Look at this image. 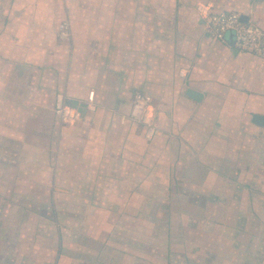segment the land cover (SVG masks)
Segmentation results:
<instances>
[{"label":"crops","instance_id":"1","mask_svg":"<svg viewBox=\"0 0 264 264\" xmlns=\"http://www.w3.org/2000/svg\"><path fill=\"white\" fill-rule=\"evenodd\" d=\"M198 4L264 29V0H0V264H264V60Z\"/></svg>","mask_w":264,"mask_h":264},{"label":"built area","instance_id":"2","mask_svg":"<svg viewBox=\"0 0 264 264\" xmlns=\"http://www.w3.org/2000/svg\"><path fill=\"white\" fill-rule=\"evenodd\" d=\"M198 14L204 23V31L214 40L223 41L228 31L234 34V46L238 51L253 54L264 60V29L252 21H243L241 13L238 12H211L209 7L200 4L196 7ZM60 33L67 37L69 35L66 22L61 23ZM178 75L185 76L184 70H179ZM94 92L88 95L89 108L93 109ZM149 99L142 93H136L134 96L131 118L146 126L145 136L150 138L155 128L152 117L148 114ZM55 113L64 123H74L81 117V112L77 109L67 106L63 103L62 96L59 97Z\"/></svg>","mask_w":264,"mask_h":264},{"label":"rangeland","instance_id":"3","mask_svg":"<svg viewBox=\"0 0 264 264\" xmlns=\"http://www.w3.org/2000/svg\"><path fill=\"white\" fill-rule=\"evenodd\" d=\"M198 5H200V4H198ZM63 22H66L67 23V26H68V22L65 20V21H63ZM62 22V23H63ZM60 25L61 24H59V27H58V30H59V28H60ZM68 28H69V26H68ZM70 31V29H68V32ZM70 36V35H69ZM69 39H70V37H69ZM220 192H222V191H220ZM237 194L236 195H238L239 193H242V192H236ZM187 194H189V192L187 193L186 192V195ZM222 196H226V193H224L223 195H221V197ZM243 197V196H242ZM241 196H239V198H242ZM222 202H226L227 200H226V198L225 199H220ZM222 209H224V208H221V210H220V221H226L227 220V217L229 216V214H230V210H232V209H229V210H222ZM185 210H188L186 207H185ZM233 211H234V213L236 212V211H238V209L237 208H234L233 209ZM258 219V218H257ZM183 220V219H182ZM181 222V219H179V221H178V229H181V225H182V223H180ZM225 224H226V222H225ZM195 226L196 225H194V223H192V227H190V228H192V229H194L195 228ZM222 226V225H221ZM228 226V225H227ZM197 229V228H196ZM160 230H163V227L161 228L160 227ZM254 231H255V227H254V229H253ZM256 230H258V228L256 229ZM224 236H226L227 237V234L225 235L224 234ZM157 241V240H156Z\"/></svg>","mask_w":264,"mask_h":264},{"label":"water","instance_id":"4","mask_svg":"<svg viewBox=\"0 0 264 264\" xmlns=\"http://www.w3.org/2000/svg\"><path fill=\"white\" fill-rule=\"evenodd\" d=\"M241 19L246 22L248 18L246 16H243L242 15L241 16ZM189 94H190V96H192L196 100L199 99V94L198 93L193 92L192 90H189ZM252 122L255 123V124H257V125H259V126L264 127V116L258 115V114H254L252 116Z\"/></svg>","mask_w":264,"mask_h":264}]
</instances>
